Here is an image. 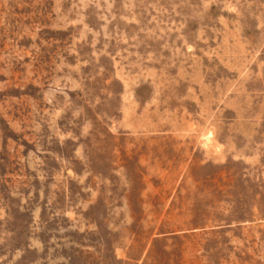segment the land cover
Here are the masks:
<instances>
[{
    "label": "rangeland",
    "instance_id": "obj_1",
    "mask_svg": "<svg viewBox=\"0 0 264 264\" xmlns=\"http://www.w3.org/2000/svg\"><path fill=\"white\" fill-rule=\"evenodd\" d=\"M0 264H264V0H0Z\"/></svg>",
    "mask_w": 264,
    "mask_h": 264
}]
</instances>
